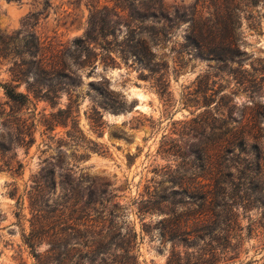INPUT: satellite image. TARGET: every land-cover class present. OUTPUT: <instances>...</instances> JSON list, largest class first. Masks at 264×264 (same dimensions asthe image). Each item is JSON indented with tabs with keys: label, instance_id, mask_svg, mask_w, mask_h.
I'll return each mask as SVG.
<instances>
[{
	"label": "rangeland",
	"instance_id": "374dc122",
	"mask_svg": "<svg viewBox=\"0 0 264 264\" xmlns=\"http://www.w3.org/2000/svg\"><path fill=\"white\" fill-rule=\"evenodd\" d=\"M93 1L0 0V264H122L132 234L139 264H264V87L238 82L264 71V0H162L169 20L135 0L157 13L138 29L149 54L122 58L128 29L110 12L115 63L95 42L94 62L74 52L89 44ZM195 28L233 35L242 66L201 55L187 42ZM30 32L49 63L66 51L71 80H44L16 106L1 83L29 92L13 70L38 60ZM94 236L105 253H90Z\"/></svg>",
	"mask_w": 264,
	"mask_h": 264
},
{
	"label": "trees",
	"instance_id": "16d2710c",
	"mask_svg": "<svg viewBox=\"0 0 264 264\" xmlns=\"http://www.w3.org/2000/svg\"><path fill=\"white\" fill-rule=\"evenodd\" d=\"M134 1L135 0H106L103 3L102 7L100 0L93 1L94 4L91 5L92 11L89 17L88 29L86 31V39L89 41V44H87L86 46L83 43L82 39H76V49L74 50V52H76L78 56H80V53L83 54L82 52H88V54H86V57L88 58V61H90L91 59L92 62H94V60H96L100 54H103V59L105 61L110 60L111 62L115 63V59L112 55L115 53L116 48L113 47V43L111 42V40L107 39L109 34H111L112 36H115L116 34V27H114L110 32L108 28L109 19L107 16L110 12H114L119 19L124 20L125 26L128 29L125 42L121 44L117 49L118 52L122 54V58H126L124 57V55H134L138 59L142 58V56L145 58L149 54L148 52H146L148 48L144 47L142 40H140L141 32H139L138 29H140L141 25L145 21L150 20L151 18L158 17L156 12L148 11L149 9H147L146 11H140L134 8ZM150 1L153 4V8L158 9L160 16L168 20L170 19L171 15L169 10H167L166 12L163 11L165 7L164 5H162V0ZM109 3L113 4L110 5ZM146 7L149 6L146 5ZM31 18H35V20H38L36 14L28 16V19ZM201 18V16H198L195 13L190 19L191 24L196 25L197 21L201 20ZM209 31L211 37L207 38L204 37L203 31L195 28V31L188 34L187 42L189 43V45L192 44L193 47L196 48L201 55L207 56L209 59L215 60L218 63L220 62L224 66H227L232 62H237L240 66H242V51L236 46L233 35L228 34L225 37L217 39L218 35L215 34V31H213L214 35H211L212 29H209ZM28 35H30L31 38L25 45V52L28 56L31 57V59H34V57L38 56V60L37 62L35 60H30L28 62L29 67L25 71L14 69L13 77L18 78L19 81H24L27 84V87H29V92L19 91L16 88L17 86L11 85L10 83H1V86L9 102L13 103L16 106H27L32 104L30 87H43L44 80L53 81L55 79L62 78L65 79L66 82H68V80H71V74L69 72L71 70V65L68 63V60L64 56L66 51L61 53L57 62H53L51 64L47 60L46 53L43 52V44L40 41V38H38V36L34 32H30ZM100 38L103 41L99 42L98 40ZM92 42L100 45V54L96 52V47L91 46ZM140 47L144 48L141 49ZM143 52L146 53L142 55ZM257 71L258 72L255 75L249 73L247 69L244 70L243 72L245 74H242L240 78L241 81L238 82L240 84L249 82V84H251L250 86L259 87L257 89L259 90L260 88L264 87V71L261 72V69H258ZM246 75L250 76V79H247V77H245ZM48 87H54V85L50 84L48 85ZM259 114L263 119L264 110L257 113L255 117L258 118L260 116ZM254 127L259 131L261 128L260 123H255ZM238 146L241 148V150H247L246 141L243 139L240 140V144ZM251 147L257 149V151L260 152L261 147L258 143L251 145ZM25 238L28 244L34 246L36 245L35 242L39 237L36 235H27ZM135 238V234H132L128 237L126 235L122 236L123 243L121 245V248L123 249V255L122 261H120L122 262V264H139L137 256L134 253L136 240ZM69 241L70 239H68L67 235L63 233H57L54 234L52 241L50 242V244L53 243V245H55L57 248L60 247L61 244L65 248L66 252H61L64 254V257L62 259L63 261H69L72 257L73 250L68 249V246H70ZM92 244L93 247L91 248L90 252L91 254H93L92 256L103 253L104 250H107V248H109L110 246L102 241V239L95 236L92 237ZM172 256L175 257L176 252L172 253ZM102 261L105 262L104 259ZM169 263H171V261Z\"/></svg>",
	"mask_w": 264,
	"mask_h": 264
}]
</instances>
